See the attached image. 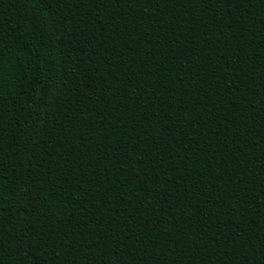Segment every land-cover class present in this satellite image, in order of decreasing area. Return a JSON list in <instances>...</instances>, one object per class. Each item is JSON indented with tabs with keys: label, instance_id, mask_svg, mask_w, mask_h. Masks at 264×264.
Instances as JSON below:
<instances>
[{
	"label": "trees",
	"instance_id": "1",
	"mask_svg": "<svg viewBox=\"0 0 264 264\" xmlns=\"http://www.w3.org/2000/svg\"><path fill=\"white\" fill-rule=\"evenodd\" d=\"M0 264H264V0H0Z\"/></svg>",
	"mask_w": 264,
	"mask_h": 264
}]
</instances>
